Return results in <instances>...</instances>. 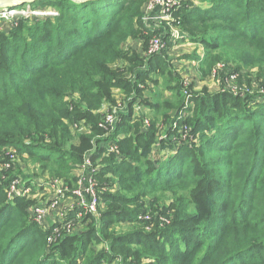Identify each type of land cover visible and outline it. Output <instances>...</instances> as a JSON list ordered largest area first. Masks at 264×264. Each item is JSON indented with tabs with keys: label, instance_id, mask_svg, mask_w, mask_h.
I'll return each instance as SVG.
<instances>
[{
	"label": "trees",
	"instance_id": "obj_1",
	"mask_svg": "<svg viewBox=\"0 0 264 264\" xmlns=\"http://www.w3.org/2000/svg\"><path fill=\"white\" fill-rule=\"evenodd\" d=\"M148 2L43 0L30 6L55 7L59 17L21 19L18 28L0 33V264H264V103L252 98L256 104L241 109L232 95L190 90L187 108L177 74L173 106L163 95L143 101L138 79L156 85L154 72L169 73L172 65L161 55L144 56L150 38L160 34L143 24ZM174 17L186 39L206 47L203 78L224 58L264 75V0L189 1ZM132 38L141 50L124 48ZM117 88L127 91L130 110L107 135L92 115L99 119L104 107L112 108ZM140 100L157 117L149 125L133 111ZM158 110L174 114L162 118L177 140L154 148ZM184 115L195 136L191 144L181 138ZM75 125H87L77 139ZM8 150L37 158L42 176L65 182L86 159L102 160L99 219L83 221L91 227L50 245V232L29 217L36 202L8 199L12 180L26 177ZM140 210L171 223L162 228L158 222L150 233L115 234L122 221L145 226L133 219ZM180 234L184 248L162 240Z\"/></svg>",
	"mask_w": 264,
	"mask_h": 264
},
{
	"label": "rangeland",
	"instance_id": "obj_2",
	"mask_svg": "<svg viewBox=\"0 0 264 264\" xmlns=\"http://www.w3.org/2000/svg\"><path fill=\"white\" fill-rule=\"evenodd\" d=\"M150 1V0H149ZM180 5H183V3L190 1L191 2H198V0H179ZM148 4V3H147ZM18 10H24L25 14H18L15 18H9L4 19L0 17V33H9L10 31L18 28L20 24L21 19H32V20H48V19H55L59 17V10L55 7H31V6H21L17 8ZM158 7L156 8V10ZM155 10V11H156ZM151 10L149 9V5L145 6L144 8V17H143V24L149 30H158L159 28H163V30L166 32L165 40H161L163 43L162 49L160 51V54L167 63H172V65L169 66V73L168 71L165 72V74L161 75L158 73V71L154 72L155 78L158 79V84L152 83L149 79H147L145 82H142L140 79H138L139 88L141 90L140 95L142 96V100H152L154 99V96L163 95L166 100L162 99V102L167 103V106H173L175 102L177 101L175 97L176 89L171 80H173V75L177 74L179 75V78L183 80V87H184V94L183 97L186 100V106L189 108L191 104L193 103L192 97L193 94L190 93V90H192V93H198V94H205L211 97H214L216 95H221L223 93L232 95L233 97L237 98L240 102V108L243 109V104H250L252 98L257 99V101H260L261 103H264V75L258 68H248V67H238L240 66L238 63H233L231 61H228L227 59H220L215 65L214 68L210 71V75L207 78H203V70L201 68V65L203 66V62L205 60L206 56V47L203 44L200 43H193L191 41H186L183 38V34H181V30L179 31L175 27L171 29L169 24H159V20L156 22L154 21V25H147L146 19L149 16V13ZM165 12V8H160L158 11V15L160 18L163 17ZM174 20L176 22V19L174 17ZM174 22V23H175ZM180 34L179 36H176ZM160 35V34H159ZM157 35V36H159ZM155 36H152L150 38V42L152 39H154ZM160 37H157L159 39ZM150 45V43H149ZM130 48L135 50H141V45L135 38L129 39L124 48ZM149 47V46H148ZM123 48V49H124ZM123 51V50H122ZM148 54H144L145 58ZM229 63V64H228ZM205 69V67H204ZM171 73V74H170ZM234 74V75H232ZM129 78H134V75L129 73ZM143 80V79H142ZM144 81V80H143ZM116 103H114L111 107H104L107 108V111L104 112V114L98 119L97 116L92 115V120L94 122H97L100 128H103L106 130L107 135H111L115 132L117 123L119 124L122 120L123 114H126L130 110V104L128 101V93L127 91L117 88L114 90ZM261 97V98H260ZM260 98V99H259ZM78 102V100H77ZM155 102V101H154ZM247 102V103H246ZM141 100L139 103L132 105L133 111L137 116L145 117V123L147 125L150 124L151 120H156L157 117L154 116V113L152 114L148 110L144 109L141 106ZM256 102L253 104V101L251 102L250 106H254ZM83 109H86V105L82 104ZM233 111L232 107L229 108ZM231 111V112H232ZM160 116L156 123V142L154 145V148H156V145L160 144L162 141H168L173 140L176 141L175 137L168 136L167 133L169 131L168 122H165V120L162 118L163 113L171 114V116H174L172 112H166L158 110ZM96 115V114H95ZM109 116H113L109 117ZM109 117V118H108ZM174 119V118H173ZM171 119L170 121H172ZM182 119L185 120V123L180 124L179 129L181 130L182 140L188 143H193V140L195 139L194 135L192 134V124L190 123L189 119H187L184 116H182ZM110 120V121H109ZM178 122H175V126ZM87 125H84V131H82L83 128H81L79 125H75L74 127V135L75 139L78 138L79 134H82L87 129ZM102 126V127H101ZM109 132V133H108ZM125 135L126 133H122ZM171 138V139H170ZM170 142V141H169ZM108 143H104L103 145H107ZM168 152V151H167ZM156 156V154L154 153ZM12 157V155L10 156ZM18 162L20 164V171L17 169L18 172H22L26 175V177L22 176V179L25 180L27 185L32 186L33 195L31 199H26L30 202H36V205H42L46 203V201L52 196V194H42L37 192L38 188H41L40 186L44 185V183H54L58 178H51V177H44L40 173L42 171L41 165H37L38 159L33 158L29 155L25 154H18L16 155ZM105 164V163H104ZM93 169L98 171L103 167L102 160L98 163L93 165ZM16 170V169H15ZM74 174L71 175L69 180L65 182V186L72 188L73 190L78 188L77 182L76 183H70L72 182L71 179H74ZM76 178V177H75ZM114 179V177L112 178ZM115 180V179H114ZM97 185L100 186V184H103L104 181H100L97 179ZM44 188H42L43 190ZM41 190V191H42ZM103 189H98V192L102 191ZM40 193V194H37ZM33 206L28 207V211ZM70 207V202H67L66 208ZM128 208L129 212H133L135 210V207H126ZM154 208H157L154 207ZM148 210V209H147ZM147 210H140V212H137L135 217H133L134 220H138L141 222L140 224H144L143 227L132 226L130 224V221H122V223H119L112 229L115 231V234L117 235H123L127 232H133L134 228H141L147 233H150L154 230L155 226L158 222H160L161 227L165 225H169L171 221L166 217H162L160 220L157 219V212L155 214L151 213V216L149 214H144L142 212H146ZM101 211L99 210V214L101 216ZM151 211V209L149 210ZM50 217L47 219V223L51 221V218L54 217V219L57 221L58 217L55 213H50ZM169 217L174 216L175 211H170L168 213ZM83 218L82 221H86L90 219ZM81 219H76L70 226L69 229L63 230L64 232L60 234L57 238L59 240L64 237V233L66 231H70L72 234L83 232L91 227L90 223L82 224L80 221ZM71 223V222H70ZM163 242H166L169 247L173 245L175 242H179L180 246L184 248V244L182 242V236L181 234L177 237L170 240L169 238H163ZM137 248V247H136ZM146 263H152L155 262L154 259L152 261H145ZM103 264H109L108 259ZM113 264H121V262L116 261Z\"/></svg>",
	"mask_w": 264,
	"mask_h": 264
},
{
	"label": "built area",
	"instance_id": "obj_3",
	"mask_svg": "<svg viewBox=\"0 0 264 264\" xmlns=\"http://www.w3.org/2000/svg\"><path fill=\"white\" fill-rule=\"evenodd\" d=\"M147 5H149V9L151 10V12L146 19V22H157L159 20V24H169L171 29L173 27L177 29V27L173 23L175 22L174 12H176L182 6L180 5L179 0H150ZM157 7L158 9L156 10ZM17 8L5 9L3 11L0 10V17L9 19L15 18L20 13L25 14L24 10H18ZM160 8H165L164 15L161 18L157 16ZM166 35V32L163 31L159 36H155V38L151 40L147 51L144 53L148 54L146 56V59L160 54L163 46V43L161 42L165 40ZM157 37L160 38L157 39ZM109 117L113 118V116ZM115 150L116 146L114 144H110L109 151L115 152ZM11 155L12 157H10ZM16 155L17 151L15 150L7 151V156L14 161L16 159ZM9 167L10 165H6L7 169ZM93 167V163L90 161V159H86L85 163L79 166L73 172V174L76 173L78 185V188L75 190L65 186V181H61L59 179L54 183H44V185L40 186L41 188H38L37 192L40 191V193L42 194L50 193L52 194V196L46 201V203L42 204L41 206L35 204L29 210V217L32 223L36 224L44 231L50 232L48 236V242L50 245L56 244L66 236L72 235L70 231H66L64 233V237H62L60 240L59 238H57L65 230L69 229L71 224L76 219H81L80 221L82 222V224L83 218L86 219L88 217H97L99 219L101 199L98 192L99 186L96 182L98 169L94 170ZM90 170H92V173H90ZM42 188L44 189L42 190ZM32 195L33 190L31 185H27L22 182L21 178L12 180L8 190L9 201L13 202L14 200L19 198L31 199ZM67 202H70L69 208H66ZM50 213L56 214L59 224L51 226L49 223H47V219L51 215Z\"/></svg>",
	"mask_w": 264,
	"mask_h": 264
},
{
	"label": "water",
	"instance_id": "obj_4",
	"mask_svg": "<svg viewBox=\"0 0 264 264\" xmlns=\"http://www.w3.org/2000/svg\"><path fill=\"white\" fill-rule=\"evenodd\" d=\"M43 0H0V10L17 8L21 6H30L35 3L41 2ZM77 4H87L91 2L101 1V0H69Z\"/></svg>",
	"mask_w": 264,
	"mask_h": 264
},
{
	"label": "crops",
	"instance_id": "obj_5",
	"mask_svg": "<svg viewBox=\"0 0 264 264\" xmlns=\"http://www.w3.org/2000/svg\"><path fill=\"white\" fill-rule=\"evenodd\" d=\"M147 25H154V22L153 21H149L147 22ZM148 28V27H147ZM149 29V28H148ZM178 29V28H177ZM180 31V29H178ZM152 31H158L160 32V34L164 31L163 28H159L158 30H152ZM181 32V31H180ZM181 34H183V38L186 40V41H189L188 39L185 38V34L181 32ZM180 34H178L179 36ZM90 173H92V170H90ZM74 176L76 177V173L74 174ZM49 224L51 226H54L55 224H59V221L55 220L54 217L51 218V221L49 222Z\"/></svg>",
	"mask_w": 264,
	"mask_h": 264
}]
</instances>
